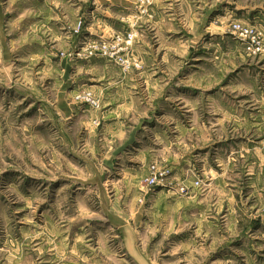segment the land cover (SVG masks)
Segmentation results:
<instances>
[{
    "label": "rangeland",
    "instance_id": "1",
    "mask_svg": "<svg viewBox=\"0 0 264 264\" xmlns=\"http://www.w3.org/2000/svg\"><path fill=\"white\" fill-rule=\"evenodd\" d=\"M9 1L0 0V7L7 9L8 33L19 20L22 22L18 25L35 20V6L29 9L35 2L23 0L10 10ZM79 1L85 5L84 16L75 17V23L65 30L82 38L74 52L54 43L53 50L46 45L41 47L39 43L45 38L37 37L33 46L20 44L21 48H17L21 53L0 59V264H29L35 243H42L45 234L50 245L62 242L73 250L69 254L57 253L52 264L264 261V226L258 225L262 219L259 215H264V197L256 203L264 185V53L253 54L248 43L238 39L231 29L233 24L254 29L262 35L264 46V0H180L179 10L171 14L166 13L165 0ZM193 1L196 10L192 9ZM238 2L240 7L261 5L263 9L248 16L249 9L240 8L239 19L233 17L232 11H226ZM71 9L73 16L75 8ZM197 13L204 16L198 27L194 20ZM225 16L230 19L224 24L219 22ZM92 25L111 28V38L87 33L86 28ZM225 25L228 38L210 43V37L205 36L209 38L198 45L192 42L197 32L203 35L211 26L218 29ZM1 27L0 22V31ZM28 27L11 38L27 42ZM115 44L113 54L110 47ZM34 50L74 65L101 63V68L117 69L133 77L148 69L150 79L158 84L162 82L159 78H170L176 83L179 74L182 85L192 89L181 95L187 102H178L176 96L169 101L170 115L180 117V127L167 123L168 116L163 112L164 121L157 124L158 130L169 134L170 142H180L186 150L181 157L171 156L169 162H161L158 157L150 165L148 176L142 181L144 196L137 202L138 206L148 207L147 196L158 190L186 197L194 189L205 194L202 216H196L199 211H192L184 220L182 214L181 227H175L180 236L171 239L165 231H148L138 237L139 252L127 251L126 244L136 243V239L120 234L105 219L104 213L112 208V203H105L109 195L103 196L107 197L105 201L99 200L95 187H83L77 182L80 178L92 182L93 175L89 170L86 177L80 165L67 157L59 135V125L67 126L61 121V114L57 117L55 110L46 109L31 97L45 99L52 94L54 98V92L45 91L44 78H39L42 88L38 86L37 91L23 79L28 51ZM34 64L37 70L44 66L40 60ZM25 73L28 75L27 70ZM220 87L228 91H217ZM73 90L71 101L82 110L85 107L102 112V101L93 91L80 87ZM155 91L159 90L150 91L151 100L155 99ZM94 125L102 126L97 119ZM192 134L197 150L189 155L190 143L194 142ZM75 149L78 150L76 145ZM106 189L111 190L109 186ZM120 207L126 208L122 201ZM164 207L165 204L162 212L173 210L170 207L166 211ZM167 224L168 221L164 223ZM169 226L174 229V224Z\"/></svg>",
    "mask_w": 264,
    "mask_h": 264
},
{
    "label": "crops",
    "instance_id": "2",
    "mask_svg": "<svg viewBox=\"0 0 264 264\" xmlns=\"http://www.w3.org/2000/svg\"><path fill=\"white\" fill-rule=\"evenodd\" d=\"M30 1L35 2V4L29 7L30 9L35 6V20H30L28 24L18 25L22 22L19 20L16 23L15 29L9 28V33L5 28L7 9L6 7H0V22L2 25L0 31V59H6V57L12 53L16 55L21 53L22 51L18 49L21 48L19 46L20 44L23 46L26 44L33 46L37 37H39V39H41V37L45 38L43 43H39L41 47L46 45L53 50L54 46L52 44L54 43L56 44L55 46L60 45L66 48L69 53L74 52L79 47L82 38L81 36H74L72 33L71 35L69 32H65V30L70 23L73 25L75 23L74 21L80 15L84 16L83 7H85V5H83V2L79 0H29V2ZM22 3L23 0H10L8 7L11 10L14 6H18ZM181 3L180 0H165L166 13L171 14L170 12H177ZM108 4L114 5L110 1ZM97 5H100V3H97ZM188 7H191L190 3ZM71 8H75L73 9V16ZM211 8L214 9V7ZM240 8L249 9L246 13L248 16L251 15L254 10L263 9L261 5L240 7V3L238 2L235 7L230 5L226 11H232L233 17L240 19ZM192 9H197L196 4ZM96 10L100 12V7L97 6ZM107 10L109 11V9ZM260 12L261 11H259L258 14H260ZM23 13L25 14V12ZM107 13L108 12H105V14ZM22 16L23 14H21L19 18ZM171 16L172 15H169L167 17ZM194 16V20L197 22L196 27H198V22H204V16L202 13L194 14ZM75 17L77 18L75 19ZM228 19L230 18L226 16L221 17L219 22L223 21L224 24V21ZM26 26H29L28 28L30 30L25 31L27 42H15V40L11 38V35H20V32ZM30 27H32L33 30H31ZM200 27L202 28L203 24H201ZM227 28L228 25L221 26L218 29L211 26L205 30V34L203 35V32H197L192 42L198 45V43H201V41L204 42V40L209 37L210 43L218 39L223 40L224 38H228ZM85 31L90 34L111 38L109 36L113 30L106 25H99L96 27L92 25L91 27H87ZM46 49L47 48H45V50ZM25 52L26 51H24V54ZM27 58L28 66H24L22 76L24 80L28 81L29 88L35 91L38 90V86L42 88L39 78H44L46 80L45 91L47 92V90H49L50 92H54V98L51 94L50 97H46L45 99H39L38 96L31 95L32 99L35 103L44 105V107L50 109V111H52V109L55 110L57 117L61 114L60 119L64 121L63 123L67 126L65 128L59 125V127L62 128L59 130V135L62 140V146L65 147L67 151V157L70 158L72 163L80 165L86 177H89V173L86 174L85 172L89 170L93 175L92 182L87 181V178H80L77 182L83 187H95L99 191H97L99 193V200H101L105 194L109 195L110 199L104 197L103 200L105 201V199H107L108 201H105V203H112V208L104 213V217L113 223L116 227L114 229L120 232V234L123 233L122 235H129L130 239H136V243L133 240L134 243L126 244L128 252L140 251L137 244L138 237L144 236L148 231H162L163 233L165 231V233L170 235L169 237H171V239L180 236L179 231L175 230V227L178 226V229L181 227L182 214H184V220H186L188 214H193L192 211H199V214L197 213L196 216L203 215L202 206L206 195L198 193L195 189L190 192L191 195L187 197L158 190L147 196V201L150 202L148 207L138 206L137 203L138 199L144 196L142 192V181L148 176L150 165L156 161L158 157L162 158L161 162L163 160L169 162V157H181L183 151L186 150L185 147H182V143L170 142L169 134L157 128V124H162L164 121L161 117L162 112L168 116L166 122L176 123L178 125L176 127L177 129L182 123L178 115H170L171 112L169 109V101L172 100L173 97L176 96L178 102H187L185 99H182L181 95L186 91L192 90H188L186 85H182L181 80H179V74H177L176 83L170 80V78H159L158 80L162 82L158 84L157 80L150 79L152 75L149 74L148 69L133 77V75H123L121 71L117 69L101 68V63H76L74 65L67 60L56 61L51 54H43V51H39L38 54L36 50L28 51ZM39 60L43 61L44 66L42 69L37 70L33 66L35 65L34 63ZM26 70L28 71V75L25 73ZM156 76L157 74H154V78H156ZM117 77L122 78L118 79ZM150 80L151 82L154 81L153 87L149 84ZM75 87L93 91L102 101V112L91 111L85 107L82 110L81 108L83 107L72 102L71 98ZM157 89L159 91H155V99L151 100L149 95L150 91ZM210 90H212V88H210ZM217 91L223 92L228 91V89L220 87ZM158 92L161 93L159 97H157L156 94ZM158 109L161 110L158 111ZM164 117L165 116H163V118ZM51 119L53 118L51 117ZM96 119L101 121L102 126L100 128L94 125ZM53 122L54 121L51 122L52 125ZM63 128H65V130ZM189 135L190 141L191 133H189ZM192 139L194 142L190 143L189 155H191L192 151L197 150L196 138L193 134ZM161 141H165V144L161 143ZM75 145L78 147V150L75 149ZM180 162H172V164L179 165ZM107 186H109L111 190L106 189ZM123 189H125L126 192H121ZM262 189L263 190H260L258 198H256V203L258 200L261 201L262 196L264 197V185ZM121 201L122 205L126 207L125 210L120 207ZM164 204L166 205V207H164L166 211L170 207H172L173 210L171 212H162L160 209ZM260 217H262V219L258 221V225L264 226V215H259V218ZM130 220H132L134 224H132ZM166 221H168L167 226L164 225ZM173 224L174 229H171L169 225ZM49 241L50 239H47V235L45 234L42 243H35L32 249L34 254L30 256L32 259L29 258V264H52V259L57 253L59 255V253L63 251L64 254H69L73 251L71 247H67V245L62 242H60L59 245H50ZM211 252L213 251L211 250ZM212 257L213 255H211V258ZM66 258L68 257L66 256ZM146 259H148V257ZM214 259H211V262H213ZM241 262L243 264H264V261L248 259ZM229 264H239V261L231 260Z\"/></svg>",
    "mask_w": 264,
    "mask_h": 264
},
{
    "label": "built area",
    "instance_id": "3",
    "mask_svg": "<svg viewBox=\"0 0 264 264\" xmlns=\"http://www.w3.org/2000/svg\"><path fill=\"white\" fill-rule=\"evenodd\" d=\"M232 33L240 40L246 41L249 46V51L253 54L264 53V46L262 45L261 34L257 33L254 29L247 26L233 24L231 26Z\"/></svg>",
    "mask_w": 264,
    "mask_h": 264
},
{
    "label": "bare ground",
    "instance_id": "4",
    "mask_svg": "<svg viewBox=\"0 0 264 264\" xmlns=\"http://www.w3.org/2000/svg\"><path fill=\"white\" fill-rule=\"evenodd\" d=\"M116 49H117L116 44L115 45H111V47H110L111 51L110 52L114 54Z\"/></svg>",
    "mask_w": 264,
    "mask_h": 264
}]
</instances>
